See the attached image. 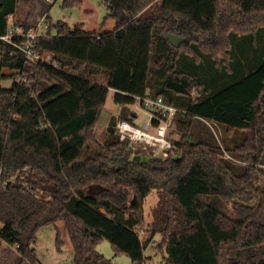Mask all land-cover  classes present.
<instances>
[{"label": "trees", "instance_id": "obj_1", "mask_svg": "<svg viewBox=\"0 0 264 264\" xmlns=\"http://www.w3.org/2000/svg\"><path fill=\"white\" fill-rule=\"evenodd\" d=\"M102 3L107 14L99 23L89 0H63V6L80 7L87 21H58L35 40V52L42 58L53 53L55 66L30 62L2 39L18 0H0V79L13 80L10 88L0 87V240L16 247L14 264H40L38 230L59 220L72 241L73 264H112L96 248L103 239L116 255L146 264L145 250L156 234L162 235L157 248L163 264H264V183L255 181L258 176L264 182V57L256 70L226 80L208 96L193 97L207 88L206 77L175 67L161 88L149 82L158 35L166 50L182 49L198 63L209 55L220 65L232 59V34L264 30V0ZM15 24L25 32L32 28L28 20ZM169 33L185 41L175 47ZM5 68L16 72L3 74ZM110 89L123 106L148 93L186 112L174 120L181 137L173 139L169 157L131 158L132 147L114 128L87 155ZM121 118L134 122L126 110ZM196 118L246 130L233 149L245 163L242 174L214 147L191 141ZM111 120L115 126L117 117ZM90 185L99 191L88 195ZM152 190L158 191V204L144 243L136 227L144 222ZM218 200L232 208L221 209ZM60 243L58 238L59 249Z\"/></svg>", "mask_w": 264, "mask_h": 264}, {"label": "rangeland", "instance_id": "obj_2", "mask_svg": "<svg viewBox=\"0 0 264 264\" xmlns=\"http://www.w3.org/2000/svg\"><path fill=\"white\" fill-rule=\"evenodd\" d=\"M97 8L99 15L97 21L103 22L107 11L105 9L102 0H89ZM158 6H154V11ZM49 15L48 21L53 25L58 21H63L73 26L76 23L86 22L87 19L83 18L81 8L78 6L67 7L63 6V0H56L54 3H49L47 0H18L17 13L15 19L21 22L33 17L37 21H33V26H36L40 19L45 15ZM50 24V27H51ZM43 30V28H42ZM41 30V32H42ZM53 35L56 34L54 26L51 28ZM158 35L156 38V46L151 61V77L149 79L150 86L154 89H159L163 86V83L169 74V69L175 67L179 71L201 74L206 77L208 81L207 88L199 93H194V98L197 96H208L218 92L226 80L233 78L234 81L241 78L243 73H249L256 70L263 62L264 57V30L259 29L254 33L247 35H231L233 43L232 59L229 62H221L220 65H215L214 61L209 55L202 56V62H196L192 57L187 55L182 49L166 50L164 43ZM161 60V61H159ZM218 66V67H216ZM16 72L5 68L2 73L10 74ZM1 76V73H0ZM240 76V77H239ZM102 82H105V78H101ZM215 83H214V82ZM233 82V81H232ZM13 83L11 78H3L0 80V87L10 88ZM223 83V84H222ZM115 90L110 89L105 107L101 111L99 120L94 129V135L96 142H92L88 149H86L87 155H92L99 150L100 145H104L105 141L109 138L111 128L115 129L112 125L113 117H121L122 111L126 110L130 115L132 109L130 106H123L115 102ZM136 109V108H135ZM137 110V109H136ZM139 119L135 122L137 125H143L147 119V115L142 109L138 110ZM207 121L211 122V119L196 118L193 121L191 128V141L202 142L209 146L214 147L218 151V156L223 160L230 162L234 165V170L237 174H242L245 169V163L241 160L240 156L234 153L233 149L242 144L246 137V130L240 128H234L233 130H227V126L220 124L216 121L217 125L212 124L213 128L207 124ZM172 132L174 139L181 137V132L178 128L177 122L174 121L172 125ZM220 148V150H218ZM131 158L133 156H143L146 159L151 157L163 158L158 154H155L150 149L135 148L132 149ZM122 166L118 163L116 169ZM113 168V165H111ZM255 181L258 185L263 186V180L256 176ZM100 186L90 185L88 187V195H93L99 191ZM208 203H213L215 199L206 198ZM218 206L229 211L232 205L228 202L216 201ZM158 204V191L152 190V192L145 199L144 203V222L142 225L136 227V231L139 233L142 241L145 243L152 232L154 223V209ZM2 223L0 222V228ZM58 238H60V249L58 248ZM162 240L161 234H156L154 239L147 244L145 255L149 257L146 264H163V254L159 252L157 246ZM37 256L40 264H73L74 252L72 241L68 232V229L63 220H59L53 224H49L41 227L37 233L36 243ZM96 248L100 253L109 260L112 264H133L129 256L124 253L115 254V249L112 244L103 239L98 242ZM18 252L16 247L7 244L0 240V264H14L18 258Z\"/></svg>", "mask_w": 264, "mask_h": 264}, {"label": "built area", "instance_id": "obj_3", "mask_svg": "<svg viewBox=\"0 0 264 264\" xmlns=\"http://www.w3.org/2000/svg\"><path fill=\"white\" fill-rule=\"evenodd\" d=\"M47 1L54 3L56 0ZM15 20L13 15L9 17L8 34L3 36L2 39L24 52L30 62L43 61L56 66L53 53L49 54L46 58H42L34 50L35 40L41 35H47V31L50 28L51 23L48 21V14L46 13L39 23L28 32L17 26ZM42 28L45 30L44 33L41 32ZM131 106H134V109H132L134 122L118 117L114 134L121 141L128 142L132 149L137 147L150 149L161 157H169L175 149L172 125L177 115L185 114L186 112L166 102L162 96L153 97L148 93L144 96H135V103ZM139 109H142L147 115V119L141 126L135 122L140 117L138 113ZM207 124L212 128V124L217 125L215 120H211V122L207 121Z\"/></svg>", "mask_w": 264, "mask_h": 264}, {"label": "water", "instance_id": "obj_4", "mask_svg": "<svg viewBox=\"0 0 264 264\" xmlns=\"http://www.w3.org/2000/svg\"><path fill=\"white\" fill-rule=\"evenodd\" d=\"M71 31H74V29H72ZM168 39L170 41V43L175 46V47H180L182 45V43L185 41V37H181L178 36L176 34H167ZM1 80V79H0ZM122 166H119L118 169H120Z\"/></svg>", "mask_w": 264, "mask_h": 264}, {"label": "crops", "instance_id": "obj_5", "mask_svg": "<svg viewBox=\"0 0 264 264\" xmlns=\"http://www.w3.org/2000/svg\"><path fill=\"white\" fill-rule=\"evenodd\" d=\"M48 16H49V15H48ZM33 21H37V19H35L34 17H33L32 19H30V23H29V24H30L31 26H33ZM41 30H42V29H41ZM44 32H45V30L43 29V30H42V33H44Z\"/></svg>", "mask_w": 264, "mask_h": 264}]
</instances>
